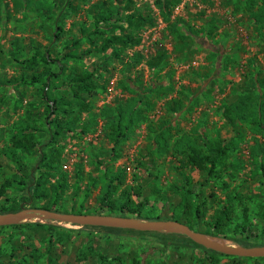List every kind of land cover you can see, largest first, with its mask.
Returning a JSON list of instances; mask_svg holds the SVG:
<instances>
[{
  "label": "trees",
  "instance_id": "obj_1",
  "mask_svg": "<svg viewBox=\"0 0 264 264\" xmlns=\"http://www.w3.org/2000/svg\"><path fill=\"white\" fill-rule=\"evenodd\" d=\"M76 1L11 0L10 7L6 0H0V14L3 15L4 22L10 21L13 17L12 12H15L23 15L21 24L41 20L48 21L54 28L48 46L30 44L26 51L27 55L23 50L12 52L13 63L21 67L22 72L15 79L0 83V87L13 91H19L21 88L37 90L36 98L29 103L25 117L11 129L10 143L2 156L7 163L0 161V174L5 168L12 172L11 178L6 177L7 179L0 184V216L25 209L24 204L19 205L17 202L10 204L11 201L7 198L8 192L13 191L19 195L26 193L23 201L27 204L45 203L41 209L52 212L77 215H102L103 212H108L113 216H124L141 221L174 220L205 236L235 241L245 248L262 246L250 247L243 244L245 240L254 239V227L252 222H249L248 210L244 211L245 221L236 222L234 203L238 194L233 198L228 196L227 202L218 207L215 215L209 220H206L208 205L214 202L215 198L213 194L204 196V189L213 180L219 182L225 175L228 176V160L248 133L253 137L260 136L264 139V77L261 74L244 76L241 84L233 86L231 99L224 100L218 108L219 115L225 122V128L230 129L234 134L230 141L221 135L207 140L206 136H200L198 133L195 138L183 135L177 140L173 134V124L178 117L189 110L192 104L185 103L188 96L182 93L165 104L168 119L161 120L158 128L150 127V144L145 148L143 157L155 159L165 154L181 156L184 159L182 165L204 176L202 182L194 185L191 178L182 172L179 173L182 183L181 186H174V196L180 199L174 204L168 202L171 206L165 215L157 212L159 202L152 200L151 194L145 193L146 189L142 186L127 185L126 172L122 168L115 170V165L122 159L123 146L136 129L148 121L150 112V108L145 107L149 104L145 103L147 97L141 92V88L134 86L133 91L127 87L126 90L130 92L131 97L114 108H106L101 114L104 122L103 134L110 149L102 157L94 155L92 163L99 177L89 176V183L84 192L87 199L101 187L98 212L85 213V200L77 209L74 205V209H70L69 213L64 209L66 193L73 188L74 197H77L81 192L85 183V172L82 166H77L74 186L70 185L69 176L62 168V157L66 147L61 145V142L69 134L87 136L97 125L93 115L88 121H83L82 116L92 113L93 105L89 99L96 98L101 90H105L100 86L99 79L103 78L104 73H108L111 63H124L128 58L129 50L141 45L139 35L144 29L157 25L155 17L135 9V0H99L93 3L87 12L91 20L84 24L72 23L67 29V18L77 12ZM234 1L236 9L247 14L256 28L257 36L264 42V0ZM180 2L181 0H156V6L163 21L170 23V33L177 40L185 42L193 39L202 48L208 50L214 66L206 74L204 85L210 83V86L205 90L204 87L200 88V95L208 101L214 92L215 79L222 70L229 69L231 62L225 55L223 44L218 40L217 17L202 20L203 24L198 30L191 26L190 22L171 21ZM198 18L203 19L202 15ZM179 25L183 27L184 33L179 30ZM59 44L61 49L57 46ZM184 47L185 44H178L175 49L181 57L187 55L184 54ZM0 52H3L1 45ZM86 59L94 61L87 70L70 67L71 63L82 64ZM142 61L143 56L140 54L135 63L129 60L125 70L128 73L132 72V69L139 66ZM167 63L168 55L162 52L149 60L146 66L154 73L162 70ZM149 91L154 92V88ZM61 92L68 93L71 100L60 96ZM189 99L195 101L194 106L191 107L199 105L200 100H195L194 97ZM252 155L253 158L258 159L253 165L262 170L261 176L264 178L263 146H256ZM27 157L38 161L35 170L31 173L22 164ZM144 164L140 162L141 166ZM181 169L185 170L183 167ZM228 186L225 184V187ZM58 209L60 211H56ZM168 212H171L173 217H169ZM261 220L262 232L256 239L262 241L264 206ZM46 222L52 225L29 222L0 228V237L5 240L4 248H0V264H72V262L73 264H152L149 259L156 251L154 248L142 254L141 258L133 255L128 260L130 256L126 254L120 257L110 256L95 238L86 240L73 257H65L63 249H71L74 245L71 237L68 236L72 232L60 230L53 222ZM85 228L181 238L185 243V250L205 251L204 256L198 258L189 251L175 249L169 264H264V259H241L209 251L184 236ZM167 248H169L168 242L161 248L160 253L166 254Z\"/></svg>",
  "mask_w": 264,
  "mask_h": 264
},
{
  "label": "rangeland",
  "instance_id": "obj_2",
  "mask_svg": "<svg viewBox=\"0 0 264 264\" xmlns=\"http://www.w3.org/2000/svg\"><path fill=\"white\" fill-rule=\"evenodd\" d=\"M6 1L11 7V0ZM97 1L99 0H77L75 3V6H78L77 12L67 18V29L70 28L72 23L84 24L91 20L87 12L92 4ZM135 4V9L155 17L157 25L146 28L140 33L141 45L129 50L128 58L125 59L124 63L113 62L109 65L108 73H102L103 78L99 79V83L105 90H101L96 98L88 100L93 105L92 113L82 116L83 121H88L90 116L93 115L97 120V125L94 126L87 136L69 134L61 142V145L66 147L62 157V168L69 176L70 185L74 186L77 166H82L85 172V183L78 196L74 197L73 188L65 195L63 207L68 210V213L74 205V208L77 209L84 200L85 213H95L99 210L98 198L101 194V187L95 190L87 199L84 192L89 183V176L99 177V173L92 163L94 155L97 154L102 157L110 149L103 134L104 122L101 114L106 108H114L131 97L130 92L126 90L127 87H130L133 91L134 86L141 88V92L147 97L145 103L149 104L145 107L150 108V112L148 121L140 125L123 146L122 159L115 165V170L122 168L126 172L127 185L142 186V188L146 189L145 193L151 194L152 200H158L159 202L157 203V212L165 215L171 206L170 203L174 204L180 199L174 196V186H181L182 183V177L179 173L182 172V174L191 178L194 185L202 182L204 178L203 174L182 165L184 159L181 156L165 154L155 159H145L143 157L145 148L150 144V127L158 128L161 120L168 119L165 112V104L173 98L179 97L181 93L188 96L185 99V103H191V106H194L195 101L189 99L190 97L200 100L198 106H190L189 110L178 117L173 124V134H175L177 140L181 139L183 135L195 138L198 133L200 136H206L207 140H212L221 135L224 139L230 141L234 134L230 129L225 128V122L219 115L218 108L224 100L231 99L233 86L241 84L244 76L261 74L264 77V42L257 36L256 28L247 14L236 9L234 0H181L171 18L172 22H190L191 26H194L196 30L202 26V20H208V18H213L214 16L219 20L218 40L223 44L226 50L225 55L231 64L228 70H222L215 79L214 92L208 101H205L203 95H200V88L204 87L205 90L207 86H210V83L209 85H204V83L206 74L214 66V62L210 60L208 50L202 48L193 39L185 42L177 40L170 33V23L164 22L161 18L159 8L156 6V0H135ZM12 13L13 17L8 22H4V17L0 14V45L3 49V52H0V83L15 79L22 72V68L13 63L11 59L12 52H22L23 50L25 55H27L26 51H28L30 44L48 46V40L54 32V28L51 27L48 21L38 20L33 23L21 24L23 15ZM201 15L203 19L198 18ZM182 28L179 25V30L184 33ZM178 44H185L186 47L183 48L184 54H187L185 57H181L175 50ZM57 46L61 49L60 44ZM53 47L51 46V48ZM162 52L168 55V63L159 72L152 73L147 68L146 63ZM140 54L143 56L142 63L128 73L125 69L129 60H133L132 63H135ZM93 62V60L86 59L82 64L71 63L70 67L87 70ZM152 88H154V92L149 91ZM61 93H59L60 96L68 97L71 100V96L68 93ZM36 95L37 90L33 88H21L19 91H13L12 89L0 87L1 162L7 163L2 156L3 151L7 149L10 143L11 129L19 120L25 117L28 105L33 98H36ZM247 135L243 141H240L239 148L231 154V158L228 160V176L225 175L224 179L219 182L213 180L204 189V196L207 197L213 194L215 198V201L210 202L208 205L206 220L213 217L218 207L227 202L228 196L233 198L238 194V198L234 203L236 222H244V211L248 210L249 222H252L254 227V239L245 240L243 244L250 247L253 245H262L260 247H264V239L262 241L256 239L262 232L261 222L263 221L261 220V215L264 206V185L262 184H264V178L261 176L262 170L253 165L258 159L253 158L252 155L256 146L260 145L264 148V139L260 136L253 137L250 133ZM37 162V159L27 157L22 164L31 173L35 170ZM140 162L145 164L141 166ZM182 167L185 168L184 171L181 169ZM179 168L181 170L177 171ZM1 172L0 184L7 179L6 177L11 178L12 173L10 169L6 168ZM38 174L39 172L36 173V176ZM225 184L229 186L225 187ZM197 192L199 191L197 190ZM25 194L19 195L9 191L7 198L10 199V204H15V202L19 205L24 204L25 209L20 212L24 210H43L41 208L45 206V203H31L29 205L26 201H23ZM167 198L168 200L162 201V199ZM103 213L97 216L127 218L124 216H113L108 212ZM167 215L173 217L171 212H168ZM29 222L47 226L52 225L43 220H29L24 222V224ZM55 226L60 230L72 232L68 236L72 239L73 247L71 249H63L64 256L70 258L78 252L80 246L86 240L92 238L97 239L98 243L100 242L99 244L105 247L106 253L110 256L120 257L126 254L128 257L130 256L127 258L128 260L133 255L141 258L142 254L154 248L156 251L149 259L152 264L161 262L169 264L173 256L172 252L175 249L189 251L198 258H202L205 254V251L201 249L185 250V243L181 238L91 230L85 227L81 228L57 223H55ZM214 241L224 243L222 245L242 247L241 244L235 241L217 238ZM4 242V238L0 237V248L5 246ZM166 242L169 243V248L166 249L167 253L161 254L160 250Z\"/></svg>",
  "mask_w": 264,
  "mask_h": 264
},
{
  "label": "water",
  "instance_id": "obj_3",
  "mask_svg": "<svg viewBox=\"0 0 264 264\" xmlns=\"http://www.w3.org/2000/svg\"><path fill=\"white\" fill-rule=\"evenodd\" d=\"M29 220H43L74 227L117 229L141 233H157L184 236L195 244L218 254L241 259H264V247H232L213 243L208 236L193 231L190 227L175 221H141L131 218L97 215L61 214L48 210H24L0 216V228L23 224Z\"/></svg>",
  "mask_w": 264,
  "mask_h": 264
},
{
  "label": "bare ground",
  "instance_id": "obj_4",
  "mask_svg": "<svg viewBox=\"0 0 264 264\" xmlns=\"http://www.w3.org/2000/svg\"><path fill=\"white\" fill-rule=\"evenodd\" d=\"M209 239H210L213 243H215V244H220V245L224 244V243H222V242L214 241L215 238L209 237Z\"/></svg>",
  "mask_w": 264,
  "mask_h": 264
}]
</instances>
